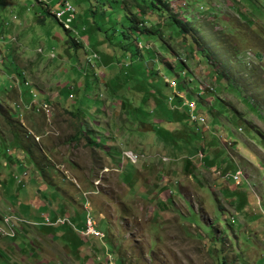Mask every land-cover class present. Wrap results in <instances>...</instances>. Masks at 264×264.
Masks as SVG:
<instances>
[{
    "label": "rangeland",
    "instance_id": "1",
    "mask_svg": "<svg viewBox=\"0 0 264 264\" xmlns=\"http://www.w3.org/2000/svg\"><path fill=\"white\" fill-rule=\"evenodd\" d=\"M28 1L0 0V198L12 210L0 208V264H36L40 248L56 259L44 264H264V0H163L160 14L131 5L151 35L108 43L90 18L92 28L70 29L76 51ZM170 16L190 17L185 40ZM157 91L183 103L165 98L151 111L140 94ZM44 217L60 225H39ZM91 218L105 237L79 246Z\"/></svg>",
    "mask_w": 264,
    "mask_h": 264
},
{
    "label": "trees",
    "instance_id": "2",
    "mask_svg": "<svg viewBox=\"0 0 264 264\" xmlns=\"http://www.w3.org/2000/svg\"><path fill=\"white\" fill-rule=\"evenodd\" d=\"M29 1H28V3H29ZM33 1H35L40 7V11L34 10L35 15L39 14L38 15L39 17H37L38 18L37 22L40 23L41 25H43L42 23L44 22V20H46V18L50 17L53 21L59 23L60 24L59 26L62 28V30L69 37L66 42L71 46L70 48L73 47L72 49L74 51H76V46L78 44L74 41L73 37L71 36L72 35L71 31L63 28L61 22H58L49 10V7H57L58 8V2L56 0H53L51 2L53 4V6H52V4L49 5V3H45L43 0H33ZM72 1L75 2V4L73 3V5L80 6V7L82 6L83 9H82L81 15H77V13L75 14V19L71 23V28L76 29L78 31L79 28L82 26V28L84 30L85 25L83 23L85 21H86V27L92 28V27L87 25V22L91 18L92 21H89V22H91V24L94 25V27H93V28H95L94 32H96V31L102 32L103 40L108 42V43H109V40L113 39V37H118L120 35H123L124 38H126V39H127V37L132 36L137 42H142V40L140 39L141 35L150 34V33H148L147 29L142 26L141 19H136L135 15H133L132 13L129 12V6L134 5L132 7H136L138 10L145 9V8L150 9V10H155V11H157V13H158V11L161 13H164L167 11L166 4L162 3L163 0H131L130 3H127L124 0H112V1H110V0H72ZM97 2L99 4L98 6H97ZM104 5H108L110 7V9L105 10L103 7ZM191 6H193V5H191ZM97 9H99V11ZM158 14H160V13H158ZM101 18L103 19V23L100 24V23H98V21ZM168 20H170L171 26L174 25L176 27V31L174 32L175 34L174 33H171V34H174L177 39L182 38L185 40V38H186L185 35L188 34L186 32L189 30H187L184 34H182V31H183L182 29H185V28L188 29V28L192 27L190 17L186 16V18H185L186 23H183V22L179 21L178 19L176 20L171 16L169 17ZM0 28H2L1 25H0ZM224 31H222L221 33H224ZM112 34H114V36H111ZM2 36H3V33H2V30H0V40L2 38H4ZM109 37H110V39H109ZM203 38L209 39L208 37H203ZM188 39L189 40L186 41V42H188L187 43L188 46L191 47L192 50H195L199 54L201 60H203V58H204L205 61H207L208 59L211 58V53L204 47L205 45H203L202 43H198L196 37H189ZM200 44L204 47L205 51L203 48L198 47ZM229 45H230V43H229ZM134 46L135 45H133L130 42H125V45L122 48V50L124 52H128L129 55H131V57L133 54L132 52L133 51L136 52L134 54L135 57L133 59L136 63V62H139L143 59V54L140 53L139 48L134 47ZM164 49H168V46L164 45ZM204 52H206V53L204 54ZM227 54L230 55V53H227ZM232 57L233 56H230L231 63H233L234 65L238 64L239 61H233ZM103 58L105 60V59H107V56H103ZM139 59H141V60H139ZM81 67H83V66L81 65ZM234 69L235 68H233V70ZM227 70H229V69H227ZM217 74H219V73H217ZM19 77L22 78V81H23L24 78L22 77L21 73H19ZM134 81L136 82V84L139 83V80L137 78H134ZM163 84H165V83L163 82ZM141 86L143 88L142 84H141ZM141 86L139 85L138 88H141ZM150 86H158V82L157 81L151 82ZM161 95L162 94H160L157 91V95L152 94V95L148 96L147 99H144L143 95L140 94V102L142 103L143 106H145V104L147 103V100L152 99V104L147 103V107H151L152 108L151 111H152L157 106H160L161 103L164 101L163 99L166 98V95H162L163 98L161 100V98L159 97ZM169 97H170V94L168 95V97L166 99L168 100ZM175 97L176 96L174 95V97H172V98L174 99ZM178 101L182 102L180 98L176 97V102H178ZM193 107L197 110V105L195 102L193 103ZM140 108H142V106L137 107V110L135 111L137 114L142 113ZM32 112H35V110H33ZM173 119H174V117H173ZM185 119H186V117H185ZM138 120L141 121L140 119H138ZM188 120H189V118H188ZM78 129L79 130L77 133L79 135H81L82 128H78ZM83 132H84V130H83ZM87 132L85 134H87ZM86 143L89 144V142H86ZM26 155L32 156L28 149H26ZM30 159H32V158H30ZM188 164H189V162L187 160V165ZM32 166L38 173L40 172L41 174H42V170H45V167H39L36 161H33ZM203 227L207 231L212 232L210 230V226H203ZM222 259H223L222 257L217 258L218 264H227V262L225 260H222Z\"/></svg>",
    "mask_w": 264,
    "mask_h": 264
},
{
    "label": "crops",
    "instance_id": "3",
    "mask_svg": "<svg viewBox=\"0 0 264 264\" xmlns=\"http://www.w3.org/2000/svg\"><path fill=\"white\" fill-rule=\"evenodd\" d=\"M23 150V149H22ZM8 154H11L10 152H9V150H7L6 151ZM23 152H24V154H25V156H27L26 155V149L25 150H23ZM30 157L31 156H29V163H30V167L32 168L33 166H32V161H31V159H30ZM21 164V163H20ZM22 165V164H21ZM23 166H25V164H23ZM36 171V170H35ZM5 183L4 182V177L3 176H1L0 175V185H2L3 183ZM64 204H66V203H64ZM0 208H5V209H10L9 211H8V213L10 212V211H12L11 210V206H10V204H9V202L5 199V198H0ZM78 208H79V206H77ZM64 208H65V205H64ZM71 211H69V213L68 214H66V215H70V216H72L71 214L73 213V218H71L72 219V221H73V223H76V226H77V221H76V219H77V214H76V208H73V205L71 206ZM65 210H67L66 208H65ZM68 211V210H67ZM70 212H71V214H70ZM14 218H15V222H18V221H21L22 222V220L20 219V217L18 216V215H16V214H14ZM8 219H9V217H4V223H7L8 222ZM47 219V220H46ZM56 219H62V217L61 218H56ZM63 219H65L66 220V218H63ZM63 219H62V221H63ZM41 221L42 222H40V224L39 225H51V226H59L60 224H58V223H50V220H49V218H47V217H44L43 219H41ZM43 221H44V223H43ZM56 221V220H55ZM54 221V222H55ZM16 224V223H15ZM55 224H57V225H55ZM62 226V225H61ZM5 227V226H4ZM78 227V226H77ZM40 233V232H39ZM0 234H1V230H0ZM41 234V233H40ZM81 234L83 235V236H86L85 234H84V232H81ZM1 235H4V234H1ZM41 235H43V234H41ZM76 235L78 236V242H77V244L80 246V245H84V244H86V243H88V244H91V242H93V241H97V240H95V239H93V240H89L88 239V237H83V236H81L79 233H76ZM43 236H45V235H43ZM50 238V237H49ZM39 239V238H38ZM57 239L56 238H53V239H49L48 240V244H49V246H48V250H50V249H52L51 248V246H54V242L56 241ZM8 245V244H7ZM62 245V244H61ZM88 247V246H87ZM68 248L70 249V252L71 253H73V251H75L76 250V252H75V254H74V259H77L78 257H80V253H79V251H78V248H76V247H73V248H70V246H68ZM90 248V247H89ZM27 249V248H26ZM25 249V250H26ZM38 254H37V257H38V261H36V264H40V263H45V262H51V261H53V260H56L55 258H45V253H47V252H43L42 250H41V248L39 249V251L37 252ZM67 256H68V254H67ZM19 259L21 260V261H25V257L22 255V254H19ZM91 259H86V261H90ZM107 263H108V261H107Z\"/></svg>",
    "mask_w": 264,
    "mask_h": 264
},
{
    "label": "built area",
    "instance_id": "4",
    "mask_svg": "<svg viewBox=\"0 0 264 264\" xmlns=\"http://www.w3.org/2000/svg\"><path fill=\"white\" fill-rule=\"evenodd\" d=\"M56 1L58 2V9L57 10L50 9L51 14L54 16V18L58 22L62 23L63 28L68 29V30L72 29L71 23L75 19V8L73 4L71 3L70 0H56ZM169 83L171 84V87H174L175 82L169 81ZM177 95L182 96L181 94H177ZM172 97L173 96H170L168 100L170 101ZM190 116H191V109L188 108V118ZM233 179H237L236 174L233 176ZM83 230L86 232V236L92 235L95 238L103 237V235H101V232L96 230L95 223L92 220L91 222H85Z\"/></svg>",
    "mask_w": 264,
    "mask_h": 264
},
{
    "label": "bare ground",
    "instance_id": "5",
    "mask_svg": "<svg viewBox=\"0 0 264 264\" xmlns=\"http://www.w3.org/2000/svg\"><path fill=\"white\" fill-rule=\"evenodd\" d=\"M58 8H56V9H54V10H57ZM62 24V23H61ZM237 173V171L235 172V174ZM237 175V174H236ZM234 176V175H233ZM233 176H232V178H233ZM239 176V175H238ZM237 179H238V177H237ZM237 179H234L235 181H237ZM87 204V202L85 203V205ZM82 207H84V209H83V211H85L86 213H85V215L86 214H88V211H89V209L87 208V206H82ZM88 217V216H87ZM84 219H86V217L84 218ZM91 220L92 221H94L92 218H91ZM57 222H59V219H57L56 220ZM86 222H89V219H87L86 220ZM91 222V221H90ZM62 223V222H61ZM94 223H95V221H94ZM84 224H85V222H84ZM83 224V225H84ZM95 226H96V223H95ZM97 230V229H96ZM88 236H92V235H88Z\"/></svg>",
    "mask_w": 264,
    "mask_h": 264
},
{
    "label": "clouds",
    "instance_id": "6",
    "mask_svg": "<svg viewBox=\"0 0 264 264\" xmlns=\"http://www.w3.org/2000/svg\"><path fill=\"white\" fill-rule=\"evenodd\" d=\"M190 101V100H189ZM197 111V110H196ZM201 115V114H200ZM84 237H87V236H84ZM104 237H105V235H103V237L102 238H100V239H98V238H95V240H99V241H101V239H104Z\"/></svg>",
    "mask_w": 264,
    "mask_h": 264
}]
</instances>
